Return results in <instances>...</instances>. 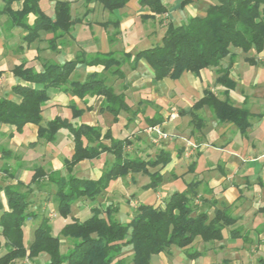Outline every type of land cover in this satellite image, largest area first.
Masks as SVG:
<instances>
[{"label":"crops","instance_id":"obj_1","mask_svg":"<svg viewBox=\"0 0 264 264\" xmlns=\"http://www.w3.org/2000/svg\"><path fill=\"white\" fill-rule=\"evenodd\" d=\"M55 1L39 2L42 11L51 18H54ZM182 1L163 0L165 13L143 17L148 10L138 0H129L113 12L99 3L71 0L74 21L69 32L55 41V48L48 43L52 32L39 31V37L27 44L23 41L26 31L17 26L8 27L6 15H0V98L19 100L12 90L18 82L13 68L22 62L41 71L49 62L112 56L119 61L118 65L108 69L102 64L88 65L83 61L76 65L70 79L84 82L89 74H95L120 94L127 106L118 111L115 119L113 113L103 108L102 94L79 96L70 89L48 87L39 124L28 122L17 130L12 124L0 123V214L8 209L6 186L27 191L30 208L37 216L26 219L22 226L25 245L31 241L33 230L43 216L48 218L54 234L66 222L89 217L95 207L103 210L116 206L111 217L125 222L138 204L163 206L172 192L182 191L188 182L196 181L195 203L201 204L205 198L215 200L218 206L227 205L226 211L236 221L222 229L221 239L204 241L198 236L189 246H171L152 255L151 264L264 263V86L257 79L264 75L261 65L264 62L259 58L264 50L244 53L233 48V54L223 58L218 66L198 73L185 71L177 78L154 79L151 67L143 58L135 62V54L159 44L168 22L180 24L191 16L204 15L207 6L217 0H191L185 4ZM20 6V1L12 3L14 9ZM33 20L34 15H29V23ZM247 57H253V62ZM230 60L228 77L234 85L227 89L217 82V77L219 68L226 67ZM205 89L249 110L250 124L245 132L230 121L219 120L206 104L193 107ZM76 109L81 113L73 116ZM55 116L68 119L74 126L81 123L95 126L102 134L108 131L110 137L102 140L107 145L110 138L127 139L124 153L130 158L153 160L159 153H168L169 161L162 167H148L150 172L159 169L162 180L156 187L143 188L150 177L143 172H130L112 180L94 199L84 196L76 199L69 215L60 216L53 198L54 185L49 180L65 173L64 161L73 153L72 133L62 127L52 141L38 136V126ZM152 122L169 136L153 142V132L147 130ZM113 160V154L102 152L98 158L79 161L72 174L98 179ZM36 168L43 177L38 185L30 183L28 187ZM61 242L62 250L71 246L66 238ZM194 250L199 252L196 257L187 256ZM6 251L0 234V256ZM48 259L47 253L40 252L33 260L15 258L9 264H44Z\"/></svg>","mask_w":264,"mask_h":264},{"label":"trees","instance_id":"obj_2","mask_svg":"<svg viewBox=\"0 0 264 264\" xmlns=\"http://www.w3.org/2000/svg\"><path fill=\"white\" fill-rule=\"evenodd\" d=\"M2 1L0 15H6L9 26L21 27L26 31L23 41L27 44L39 37V31H46L53 33L48 43L55 48V41L69 32L74 21L71 16V0L55 1L54 18L42 11L40 0ZM14 1H20V8L12 7ZM128 1L84 0V3H99L113 12ZM138 1L148 10L143 17L167 11L163 0ZM189 1L191 0H183L182 4ZM29 15H34L32 23H29ZM233 48H239L244 53L249 50L259 53L264 50V0H217L207 6L204 15L191 16L180 24L168 22L161 42L139 50L134 60L136 62L143 58L151 67L156 80L177 78L185 71L198 73L201 69L218 66L223 58L233 54ZM247 58L253 62V57ZM83 61L74 58L63 63L49 62L44 64L41 71L25 66L23 62L14 66L13 74L18 82L12 86V90L19 96V100L0 98V123L12 124L17 130L28 122L39 124L42 106L48 97V87L70 89L79 96L87 93L102 94L105 98L103 108L113 113L116 119L118 111L127 106L120 94H116L111 86L105 84L104 79L95 74H89L84 82L70 79L76 65ZM230 61L226 67L219 68L217 77V82L227 89L234 85L228 77L232 60ZM84 62L88 65L102 64L104 68H109L111 63L119 64L112 56H96ZM39 84L42 87H35ZM205 104L219 120L234 123L241 132L249 127L250 112L247 108L235 106L227 99H220L209 89L203 91L193 107L199 108ZM80 113L79 109L73 110V116ZM62 127L70 129L74 147L70 158L64 161L65 173L49 180L54 185L53 198L60 216L69 215L76 199L83 196L94 199L112 180L130 172H143L150 177L143 188L156 187L162 180L159 169L150 172L148 167H162L169 161L168 153H159L153 160L130 158L124 153L127 139L110 138V143L104 144L102 140L110 137L108 131L102 134L97 127L84 123L74 126L68 119L60 116L40 124L38 136L52 141ZM105 151L113 154L114 160L98 179L72 174L74 165L79 161L98 158ZM41 177L43 173L36 168L28 187L30 183L39 184ZM196 183L188 182L184 190L172 192L163 206L138 204L125 222L111 217L116 206H108L103 210L95 207L89 217L66 222L54 234L48 218L43 216L34 228L28 245L23 241L22 226L26 219L37 216V213L30 208L31 200L27 191L6 186L4 191L8 209L0 214V234L7 251L0 256V264H9L15 258L22 257L33 260L40 252L49 256L44 264H151L152 255L167 251L171 246H189L198 236L204 241L221 239L222 229L232 225L236 218L226 211L227 205L218 206L215 200L202 198L201 204L195 203ZM233 232L236 234V231ZM62 238L71 242L66 250H62ZM198 254L194 250L188 252L187 256L196 257Z\"/></svg>","mask_w":264,"mask_h":264},{"label":"built area","instance_id":"obj_3","mask_svg":"<svg viewBox=\"0 0 264 264\" xmlns=\"http://www.w3.org/2000/svg\"><path fill=\"white\" fill-rule=\"evenodd\" d=\"M260 59H264V57H259ZM147 130L149 132H153V135L151 136V139L153 142L158 143L160 140L165 139L169 136L168 132L163 130L159 125L154 126H148ZM191 146H194V144L190 143Z\"/></svg>","mask_w":264,"mask_h":264},{"label":"rangeland","instance_id":"obj_4","mask_svg":"<svg viewBox=\"0 0 264 264\" xmlns=\"http://www.w3.org/2000/svg\"><path fill=\"white\" fill-rule=\"evenodd\" d=\"M2 1V0H1ZM173 15H175V14H173ZM166 18V17H165ZM176 19V21H179L178 20V18H175ZM164 20H166V19H164ZM174 23H175V21H174ZM8 27H10L11 28V26H9V23H8V25H7ZM262 58L264 57V54L261 56ZM260 61H262V62H264V59H260ZM49 62V61H48ZM261 65H262V69H263V71H264V63H261ZM115 66V64L114 63H111V65H110V67L108 68V69H110V68H112V67H114ZM264 73V72H263ZM257 79L260 81V83H262L263 85L262 86H264V75H262V77H257ZM151 126H154V125H151ZM127 255H129V254H127Z\"/></svg>","mask_w":264,"mask_h":264}]
</instances>
